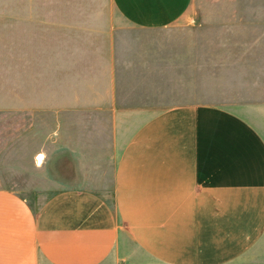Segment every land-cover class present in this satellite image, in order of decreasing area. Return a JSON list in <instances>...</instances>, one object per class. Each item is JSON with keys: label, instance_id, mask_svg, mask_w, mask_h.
Listing matches in <instances>:
<instances>
[{"label": "crops", "instance_id": "1", "mask_svg": "<svg viewBox=\"0 0 264 264\" xmlns=\"http://www.w3.org/2000/svg\"><path fill=\"white\" fill-rule=\"evenodd\" d=\"M193 1L112 0L107 40L88 43L60 108L71 181L38 207L0 188V264H264V6L230 11L225 28L247 33L241 71L208 84L190 72L206 63L201 34L137 35L213 26L196 23ZM160 59L183 73L166 77L167 106Z\"/></svg>", "mask_w": 264, "mask_h": 264}, {"label": "rangeland", "instance_id": "2", "mask_svg": "<svg viewBox=\"0 0 264 264\" xmlns=\"http://www.w3.org/2000/svg\"><path fill=\"white\" fill-rule=\"evenodd\" d=\"M264 6V0H194L201 30L166 34L137 32L141 37L198 39L207 46L206 63H193L190 72H207V82L230 83L232 69L243 56L246 32L232 31L237 16L231 10ZM112 0H0V188L19 192L34 207L71 181L72 155L56 142L60 108L70 100L77 75L86 73L87 45L103 44L111 23ZM217 25V28H214ZM107 28V29H104ZM239 47L237 48L236 43ZM177 49L181 56V44ZM163 56L170 50L162 48ZM159 104L168 101L166 77H181V63L168 67L160 59ZM229 87L208 88L207 97L224 101ZM172 101L164 104L170 105ZM86 119V117L82 118ZM70 133V116H67Z\"/></svg>", "mask_w": 264, "mask_h": 264}]
</instances>
